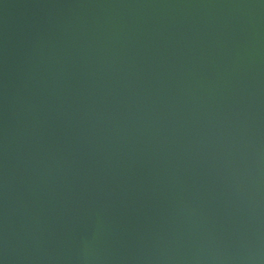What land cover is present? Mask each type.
<instances>
[{"label": "water", "instance_id": "95a60500", "mask_svg": "<svg viewBox=\"0 0 264 264\" xmlns=\"http://www.w3.org/2000/svg\"><path fill=\"white\" fill-rule=\"evenodd\" d=\"M0 264H264V0H0Z\"/></svg>", "mask_w": 264, "mask_h": 264}]
</instances>
